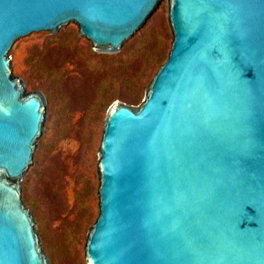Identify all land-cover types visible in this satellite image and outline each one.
<instances>
[{
	"label": "water",
	"instance_id": "1",
	"mask_svg": "<svg viewBox=\"0 0 264 264\" xmlns=\"http://www.w3.org/2000/svg\"><path fill=\"white\" fill-rule=\"evenodd\" d=\"M161 1L0 0V264H49L20 192L46 101L15 76V44L73 24L115 53ZM167 8L142 101L106 110L86 264H264V0Z\"/></svg>",
	"mask_w": 264,
	"mask_h": 264
},
{
	"label": "rangeland",
	"instance_id": "2",
	"mask_svg": "<svg viewBox=\"0 0 264 264\" xmlns=\"http://www.w3.org/2000/svg\"><path fill=\"white\" fill-rule=\"evenodd\" d=\"M167 0L115 53L94 50L67 24L53 34L25 36L15 44L11 62L24 86L42 93L46 114L42 131L20 186L39 243L49 264H86L84 242L98 210V147L108 107L138 105L171 46ZM68 171L65 194L50 206L42 193L49 160ZM50 186L45 187L49 189Z\"/></svg>",
	"mask_w": 264,
	"mask_h": 264
},
{
	"label": "bare ground",
	"instance_id": "3",
	"mask_svg": "<svg viewBox=\"0 0 264 264\" xmlns=\"http://www.w3.org/2000/svg\"><path fill=\"white\" fill-rule=\"evenodd\" d=\"M55 159L56 158L52 157L48 162L49 165H47V168H45L47 172V176L45 178L47 186L45 187L50 186V188L45 189L44 187V189L42 190V193H46L51 196V204L49 202V206L53 211H55L56 205L58 204L56 203V201H60L63 194H65L66 186V178L55 176L53 170L57 167L58 172H60L61 174H66V172L68 171L62 160L56 161Z\"/></svg>",
	"mask_w": 264,
	"mask_h": 264
}]
</instances>
